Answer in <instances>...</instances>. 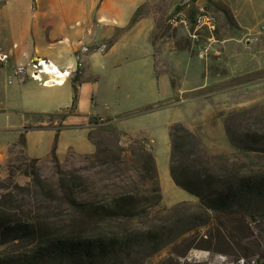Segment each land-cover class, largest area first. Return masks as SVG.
I'll use <instances>...</instances> for the list:
<instances>
[{
	"label": "rangeland",
	"instance_id": "rangeland-1",
	"mask_svg": "<svg viewBox=\"0 0 264 264\" xmlns=\"http://www.w3.org/2000/svg\"><path fill=\"white\" fill-rule=\"evenodd\" d=\"M6 1L0 0V7L4 5L0 10V144L8 137L1 133V128L17 125L20 121L18 107L23 103H33L49 90L35 79L26 84L29 89L26 92H21V86H18L21 74L28 73L31 76V62L28 66L26 63L19 65L15 62L12 49L17 47L13 46L7 36L13 20L24 16L23 6L27 0H10L5 3ZM34 1L33 6L36 5V0ZM228 1L248 27H253L256 31L263 28L264 0ZM222 4L224 5L220 0H152L143 5L140 14L155 18L151 38L162 55L161 59L166 57L167 74L172 75L174 70V81L180 85V94L177 93L178 96L175 97L174 90L168 83L169 76L164 72L166 83L161 86L157 97H160L158 100H165L162 103L169 105L123 118L118 126L127 133L120 138L108 124L96 126L90 134L91 140L98 143L100 148L112 147L118 142L127 147L131 137L148 138L156 154L163 193L162 205L167 208L184 201L199 202L198 197L177 186L170 174V129L175 122L182 123L196 136L191 150L190 146H186L179 152L181 164L190 161L199 167L225 172V164L236 161L264 170V156L257 158L254 152L239 151L232 142V138L236 137L241 144L248 132L264 133V47L258 48V51L247 49L248 36L245 30L231 26L222 10ZM200 6H206L218 20L215 34L218 41L213 43L207 55H203L204 58L200 55L207 33L201 32L199 39H196L190 36L194 27H187L182 22L174 23V19L179 18L176 17L177 14L193 16ZM120 32L121 30H117L115 36ZM261 33L264 34V31ZM229 45L233 48L229 49ZM3 54L8 55L7 60L1 59ZM209 83L211 84L208 85ZM206 85L208 86L203 89L193 91L195 87ZM111 97L117 101L115 109L122 110L131 107L138 95L134 90L124 88L122 83ZM104 107L101 103L99 109ZM63 112L62 110L57 115L45 117L34 115L30 117V122L59 126ZM113 124L117 126L115 122ZM67 133L60 145L68 142L70 137L73 138L71 132ZM31 138L32 144L42 146L47 143V135L41 132H33ZM50 138L54 142V134L51 133ZM248 153L252 157H247ZM22 155L23 150L19 145H10L4 155L0 154L1 178L9 175V164H13ZM60 161L63 169H77L90 183H98L104 176L101 172L103 167H93L95 158L91 154L70 153ZM39 167L45 177L54 178L55 164L50 155L39 159ZM16 180L26 182L30 178L18 172ZM231 218L232 215L225 213L214 214L209 225L185 234L151 256L145 264H264V217L242 225L240 219ZM220 233L229 244L219 238ZM211 237L215 242L213 249L200 248ZM5 247L0 246V252Z\"/></svg>",
	"mask_w": 264,
	"mask_h": 264
},
{
	"label": "trees",
	"instance_id": "trees-1",
	"mask_svg": "<svg viewBox=\"0 0 264 264\" xmlns=\"http://www.w3.org/2000/svg\"><path fill=\"white\" fill-rule=\"evenodd\" d=\"M221 6L231 26L242 30L231 10ZM141 7L131 24L142 17ZM73 88V104L63 110L59 126L28 124L26 128L66 127L63 121L75 114L78 100L77 85ZM167 105L150 104L131 115ZM57 114L26 113L27 117ZM101 119H94V128L108 124L118 138L127 133L111 118L105 123ZM170 130V174L177 186L198 197V203L162 205L156 154L146 137H131L127 147L118 142L100 148L93 141L92 164L103 167L104 174L98 183L88 182L77 169H63L55 148L50 155L55 164L53 179L41 173L39 159L23 153L9 164V175L0 177V246H6L0 252V264H145L185 234L209 225L214 214L232 215L241 225L264 217V170L236 161L225 164V172L190 161L181 164L179 152L186 146L191 150L196 136L180 122ZM20 142L25 143L24 134ZM232 142L239 151L264 156V133L248 132L241 144L236 137ZM18 172L30 180H16ZM212 237L200 248L213 249ZM219 238L229 244L221 233Z\"/></svg>",
	"mask_w": 264,
	"mask_h": 264
},
{
	"label": "crops",
	"instance_id": "crops-1",
	"mask_svg": "<svg viewBox=\"0 0 264 264\" xmlns=\"http://www.w3.org/2000/svg\"><path fill=\"white\" fill-rule=\"evenodd\" d=\"M34 2L25 1L24 16L13 20L8 29L7 39L17 47L12 49L13 59L19 65L26 63L28 66L36 58H47L58 68L70 70L71 75L63 85H42L49 89L46 95L18 107L19 123L1 128V133L8 136L0 144L1 155L5 154L10 145H19L26 156L37 159L51 155L53 148L60 160L70 153L92 154L96 145L89 133L94 129V119L111 118L118 126L123 118L136 116L131 114L143 107L165 101L157 97L161 86L166 83L168 66L166 57L161 59L162 55L151 38L155 18L142 16L131 24L137 9L152 0H36L33 6ZM220 2L231 10L237 24L245 30L248 36L247 49L258 51V48L264 47V34L261 33L264 25L258 31L248 27L228 0ZM117 30L121 32L115 36ZM230 48L233 46L229 45ZM173 71L172 75H167L176 97L180 94V85L175 84ZM33 80L28 73L21 74L18 85L21 86V92L29 90L26 84ZM122 83L124 88L134 90L138 97L131 107L117 110V101L111 95L120 89ZM74 84L77 85L78 100L75 114L67 116L63 121L66 127L61 130L47 126L26 128L28 124H33L30 122L31 116L27 117L26 113H53L70 108L73 104ZM208 85L195 87L193 91ZM101 103L105 106L103 109H99ZM33 132L46 134L47 143L42 146L32 144ZM67 132H71L73 138L70 137L68 142L60 145ZM51 133L54 134V142L51 141ZM22 134L25 136L24 144L20 142Z\"/></svg>",
	"mask_w": 264,
	"mask_h": 264
},
{
	"label": "built area",
	"instance_id": "built-area-1",
	"mask_svg": "<svg viewBox=\"0 0 264 264\" xmlns=\"http://www.w3.org/2000/svg\"><path fill=\"white\" fill-rule=\"evenodd\" d=\"M176 17L179 18H175L174 23L182 22L187 27H194L193 33H190L191 37L199 39L198 37L201 35V32L204 31L207 33L206 41L201 49L202 56L207 55L213 43L218 41L215 35L218 28L216 15L209 11L206 6H200L193 16L192 14L186 15L179 13ZM84 49L86 48L84 47ZM1 59L7 60L8 55L3 54ZM31 67V77L45 86L63 85L71 75L70 70L58 68L47 58H36L32 60ZM100 121L105 123L106 120L102 118Z\"/></svg>",
	"mask_w": 264,
	"mask_h": 264
}]
</instances>
